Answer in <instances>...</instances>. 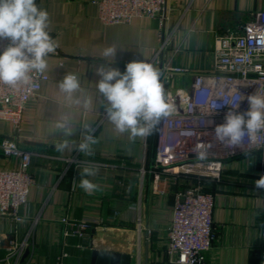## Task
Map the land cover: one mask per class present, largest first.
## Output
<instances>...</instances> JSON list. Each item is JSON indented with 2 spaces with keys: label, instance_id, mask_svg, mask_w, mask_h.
<instances>
[{
  "label": "crops",
  "instance_id": "crops-1",
  "mask_svg": "<svg viewBox=\"0 0 264 264\" xmlns=\"http://www.w3.org/2000/svg\"><path fill=\"white\" fill-rule=\"evenodd\" d=\"M37 3L49 13L50 31L59 42V54L50 57L46 72L49 80L24 110L17 140L32 152L35 184L24 210L28 214L25 222L16 226L0 217V255L7 252L12 234L20 242L28 236L34 241V250L28 251L23 264H59L58 256L63 251L68 252L65 264H93L94 249L128 252L131 264H164L176 185L171 184L165 195L153 187L150 168L160 124L151 136L130 144L127 134H115L97 112L91 117L99 140L95 155L85 156L71 143L58 153L54 143L63 138L53 140L52 117L67 109L57 83L67 72L77 73L85 84L96 82L99 77L94 69L105 63L100 51L110 45L117 49L112 66L121 72L134 60L152 62L161 73L168 63L189 67L193 72L211 70L217 35L243 32L249 18L264 10V0H167L163 27L168 42L162 49L160 18L136 17L129 23L105 24L93 0ZM162 78L166 91L173 94L189 90L192 83L189 74L173 81L163 74ZM10 134L12 123L0 120V142ZM15 161L6 157L0 146V167L13 166ZM84 164L99 169L97 176L89 177L101 189L93 195L78 186ZM262 165V156L250 153L228 162L222 178L206 184L205 189L216 197V238L205 264H264V196L255 187ZM64 216L99 223L85 236H65Z\"/></svg>",
  "mask_w": 264,
  "mask_h": 264
},
{
  "label": "built area",
  "instance_id": "built-area-1",
  "mask_svg": "<svg viewBox=\"0 0 264 264\" xmlns=\"http://www.w3.org/2000/svg\"><path fill=\"white\" fill-rule=\"evenodd\" d=\"M93 2L97 4L99 18L105 24L129 23L136 17L160 18L161 49L167 45L163 27L167 0ZM7 43L6 40L0 41V51ZM162 74L168 81L179 75H192L189 90L169 93L175 113L160 122L156 154L150 168L153 187L158 193L165 195L171 184L176 185L166 244L167 261L164 264H205L216 238V197L205 189L202 179L219 181L228 162L246 156L240 149L226 148L215 141L212 129L224 122L230 107L235 108L239 93L248 95L257 91L264 94V10L249 18L243 32L217 35L211 70L193 72L189 67L168 63L162 68ZM48 80L49 75L45 73L27 89L13 90L0 86V120L12 123V134L4 137L0 146L6 157L16 160L13 166L0 167V217L10 219L16 226L27 220L28 214L24 210L29 206L30 190L35 184L31 172L32 152L22 148L17 137L22 130L27 104ZM248 107L245 100L239 102L237 110L244 112ZM210 119L214 121L211 126ZM244 143H249L247 137ZM197 144L210 146L206 158L200 159L193 152ZM257 144L264 146V136L258 138ZM254 152L263 158L260 178L264 175V147L252 148L250 153ZM146 171L143 170L144 173ZM182 180L184 183L179 186ZM262 192L264 196V190ZM61 221L65 225V236H85L99 223V220L68 216L62 217ZM29 237L20 242L14 235H9L8 249L0 255V264H23L26 252L35 247ZM67 256L68 252L63 251L58 256L59 264H65Z\"/></svg>",
  "mask_w": 264,
  "mask_h": 264
},
{
  "label": "clouds",
  "instance_id": "clouds-1",
  "mask_svg": "<svg viewBox=\"0 0 264 264\" xmlns=\"http://www.w3.org/2000/svg\"><path fill=\"white\" fill-rule=\"evenodd\" d=\"M8 41L0 51V86L13 90L30 88L38 76L49 69V59L60 47L50 31V17L37 0H0V41ZM117 49L105 46L100 59L105 63L94 69L99 79L85 84L75 72H67L57 83V92L62 98L61 111L52 117L55 151L63 153L69 143L75 151L85 156L95 155L94 146L99 143L97 129L91 117L99 112L112 126L115 134H127L130 144L137 138L153 134L163 118L172 117L175 105L165 89L162 73L152 62L134 60L120 71L113 67ZM235 108L225 113L224 122L212 129L214 139L230 149H240L245 155L252 148L264 147L257 144L264 136V94H238ZM247 101L249 107L239 112V102ZM210 126L214 124L209 120ZM77 136L76 139L70 137ZM245 137L249 143L245 144ZM209 145L197 144L193 152L204 159ZM98 166L84 164L79 171V188L87 195L100 191V186L89 177L98 174ZM255 187L264 190V175L255 180Z\"/></svg>",
  "mask_w": 264,
  "mask_h": 264
},
{
  "label": "water",
  "instance_id": "water-1",
  "mask_svg": "<svg viewBox=\"0 0 264 264\" xmlns=\"http://www.w3.org/2000/svg\"><path fill=\"white\" fill-rule=\"evenodd\" d=\"M131 259L132 256L128 252L108 249H94L92 252L93 264H131Z\"/></svg>",
  "mask_w": 264,
  "mask_h": 264
},
{
  "label": "trees",
  "instance_id": "trees-1",
  "mask_svg": "<svg viewBox=\"0 0 264 264\" xmlns=\"http://www.w3.org/2000/svg\"><path fill=\"white\" fill-rule=\"evenodd\" d=\"M208 181H210V179H207V178H203L202 179V182H203L204 186H206V184L208 183Z\"/></svg>",
  "mask_w": 264,
  "mask_h": 264
}]
</instances>
